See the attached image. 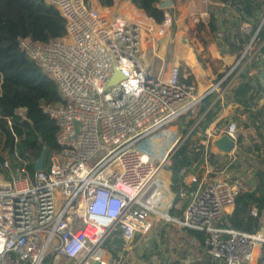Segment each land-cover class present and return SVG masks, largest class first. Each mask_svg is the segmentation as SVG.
Returning a JSON list of instances; mask_svg holds the SVG:
<instances>
[{
    "label": "built area",
    "instance_id": "obj_1",
    "mask_svg": "<svg viewBox=\"0 0 264 264\" xmlns=\"http://www.w3.org/2000/svg\"><path fill=\"white\" fill-rule=\"evenodd\" d=\"M45 1L65 18L64 35L47 43L24 37L19 45L59 90L61 102L42 106L57 125L59 149L52 152L47 166L44 162L32 173L26 171L25 161L13 168L0 152V264H119L103 247L104 240L119 230L129 245L135 235L151 230L153 212L179 227L203 231L205 252L212 259L222 264L249 263L254 250L264 244L263 231L222 225L243 190L241 181L225 173L208 179L191 194L181 214L171 217L158 212L153 201H161L164 189L168 190L170 182L162 172L173 151L162 161L150 159L142 145L207 94L216 90L223 101L230 82L245 65L251 76L262 69V55L255 61L254 56L262 44L255 40L264 15L257 26L251 18L240 21V34L249 36L243 51L199 96L188 70L180 65L167 68L165 37L174 23L170 10L164 8L157 23L134 4L130 15L113 5L95 6L92 0ZM163 39L167 45L161 55L156 54V43ZM148 49L160 60L156 73L155 62H143ZM114 70L124 77L109 84ZM17 113L24 116L25 108ZM242 129L233 122L209 126L203 131L204 145L227 134L235 149ZM249 213L256 216L257 209L251 207Z\"/></svg>",
    "mask_w": 264,
    "mask_h": 264
},
{
    "label": "trees",
    "instance_id": "obj_2",
    "mask_svg": "<svg viewBox=\"0 0 264 264\" xmlns=\"http://www.w3.org/2000/svg\"><path fill=\"white\" fill-rule=\"evenodd\" d=\"M98 1L102 6H111L115 0ZM131 1L134 5L141 6L149 17L160 23L164 10L172 11L175 0H171L172 5L165 9L159 7L163 0ZM211 1L217 4L208 6L207 23L205 25L199 22L198 29L202 30L206 27V31L212 38L218 39L217 44L223 56L230 55L236 60L249 39L248 35L240 34V21L251 18L253 25L257 26L264 15V0ZM133 10L135 11L134 8ZM65 25L66 20L58 9L45 0H0V152L5 153V156L10 159L13 168L21 166L22 161H25V169L29 173L34 171L33 161L39 159L43 150H46V160H49L52 152L59 149L56 141L57 125L49 114L43 111L42 106L59 103L61 97L55 81L20 47L19 39L28 37L35 42L47 43L63 36ZM217 31L221 32V37L215 35ZM236 39L238 42L235 41ZM255 42L257 45L262 44L254 56V61L264 54V22L259 28ZM242 63L243 60L223 83L233 76ZM246 66L248 65L241 68L230 82L225 99L241 104L247 112H250L253 123L261 133L264 130V108L253 112L252 107L257 104L264 92V84L261 80L263 69H259L257 74L251 76L249 70L245 69ZM261 66L264 67V59ZM222 75L223 73L219 74L218 79ZM214 97L215 93L211 92L201 99L202 105L196 117H189L190 113L179 117L185 122L183 135L188 131L189 133L171 154L170 165L166 168L170 173L169 189L172 194L179 195L186 191L190 195L196 190L199 179L187 185L184 175L193 172L199 164L203 163L204 145L193 141L191 137L198 128L203 131L215 119L220 100L217 99L211 105ZM18 108H25L24 116L17 113ZM242 130L249 131L250 127L243 124ZM242 138L243 133L239 135L237 142H240ZM207 158L210 165L219 169V165L226 162L227 154H208ZM1 160H3L2 157ZM260 164L264 165L261 162ZM255 179L256 183L252 189H243L238 192L233 210L223 217V226L248 232L259 229L264 209V166L256 167ZM251 207L257 209L256 216L249 213ZM168 214L171 217L179 216L181 209L178 211L171 207ZM262 226L264 233V224ZM181 228L202 246L203 260L200 263L217 264V261L205 252V233L188 227ZM164 233L163 228L157 235L158 240L152 239L150 250L140 255V259L145 261L143 262L145 264H151L153 258L159 259L158 264H186L180 260L184 255L177 259L165 257L162 250V245L165 244ZM124 245L119 230H116L115 235L104 242L103 247L119 259ZM260 249L263 255L259 257L257 264H264V244Z\"/></svg>",
    "mask_w": 264,
    "mask_h": 264
},
{
    "label": "rangeland",
    "instance_id": "obj_3",
    "mask_svg": "<svg viewBox=\"0 0 264 264\" xmlns=\"http://www.w3.org/2000/svg\"><path fill=\"white\" fill-rule=\"evenodd\" d=\"M206 0H175L172 6V13L174 15V27L170 29L169 35H166L165 39H167V43H169L170 39L173 38L172 44L169 48V50L176 51L175 50V43L178 44L181 40V37L184 36V41L182 43V49L180 50L181 53H185V51L188 48V44H190L197 54L198 60H199V42H204L205 38L203 35H199V8H201L202 3H205ZM185 17L184 21L182 22V19ZM182 31L183 33H181ZM177 32V33H176ZM216 33H221L220 31H217ZM217 37H221V35L216 34ZM182 34V35H181ZM218 41V39H217ZM167 44H164V39L161 41H158L156 43V54H162L163 50L162 47ZM164 48V47H163ZM205 50L208 51L204 55L203 59H207V57H211L209 54L210 51L208 50V47H205ZM142 51H139V55L142 54ZM145 53V52H144ZM209 54V55H207ZM146 58H143V62L149 64L150 61L155 62V71L156 73L158 67L160 66V60L157 57H152L151 50L148 49L145 53ZM262 59H264V54L262 55ZM199 102L195 104V106L188 110L186 113H190L189 117H196L199 115ZM240 123V122H239ZM173 127V130L176 132V135H178V141L171 147V149H168L167 157L170 155V153L175 149L177 145L181 143V140L186 137V135L189 133V131L183 135V131L185 129V122L181 118L175 119L169 126L165 127L169 128ZM244 131L242 130V133ZM160 133V131H158ZM157 133V134H158ZM191 139L195 142L199 143L200 140H204L203 132L200 128L196 130L194 135L191 137ZM204 142V141H203ZM209 144V145H208ZM208 147L211 148V143H208ZM256 144V145H255ZM150 142L145 143L142 147L143 150L150 152ZM50 160V159H49ZM49 160L47 159L45 161V166L48 165ZM264 163V138L257 137L253 138L250 133L245 132L243 133V138L240 142H237L236 148L228 154V158H226V162L224 164L219 165V170H222L227 176L231 179H237L241 181L243 189H252L256 183L255 179V170L256 167H263ZM163 177L165 180L169 181V172L164 167L163 168ZM170 182V181H169ZM157 183H159L160 186L163 185V180L159 179L157 180ZM192 183V182H191ZM167 194L164 195L161 199L163 201V204L156 209L158 212L161 213H168L169 209L171 207H174L178 211L182 208V206L187 202L190 195L184 192L183 196L172 194L169 185H168ZM165 191V189H164ZM166 192V191H165ZM164 193V192H163ZM261 219H264V210L261 215ZM176 217V216H175ZM153 226L151 230L144 234L139 236H134L132 242L129 245H124V249L120 252L119 256V264H145L143 260L140 259V255H142L144 252H147L151 248L152 239L158 240L159 231L164 228V241L165 244L162 245V250L164 251V247L168 249V255L170 257H178L179 255H184L185 253H188V255L191 256H198V260H196L199 263V256L202 260V254L199 252V250L194 249V245L190 243L188 239L185 238V233L183 230L178 228L179 226L175 224L172 220L166 221L164 218L159 217L158 213H151L150 216ZM116 233V230L112 231L110 235L106 237L104 242L108 241L109 238L114 236ZM176 251L178 253H176ZM261 255L262 252H261ZM63 260V259H62ZM153 260H155L153 258Z\"/></svg>",
    "mask_w": 264,
    "mask_h": 264
},
{
    "label": "crops",
    "instance_id": "obj_4",
    "mask_svg": "<svg viewBox=\"0 0 264 264\" xmlns=\"http://www.w3.org/2000/svg\"><path fill=\"white\" fill-rule=\"evenodd\" d=\"M92 1H93V3L100 4L98 0H92ZM210 4H217V3H213L211 0H206L205 3L200 4L201 8H199V22H203L205 25H206L207 19H208L207 18L208 13L206 11H207L208 6ZM133 6L134 5H133L131 0H115V2L113 4V7L117 8L118 10H121L123 12H129L130 15H134ZM206 15H207V17H206ZM184 19H185V17L182 19V22L184 21ZM205 28H203L202 30H199V35L201 34L205 38L204 42H199V60H198L197 54L195 53L194 50H192L193 47L190 44H188L189 49H187L185 51V53L180 52V50L182 49V43L184 41V39H183L184 36L181 37V40L179 41L178 44L176 43V41H174V43H175L174 47H175L176 51L171 52L169 50V48L172 44V41L174 40L173 38L170 39L169 46H168V54H169V60L170 61H169L167 68L170 65H180L181 69L188 70L191 73L192 79L195 81V83L197 85V95H199V96L203 95L204 92L210 88V85L212 83H215V81H217L219 74L223 73V75H224V73L228 69H230V67L235 62L234 61L235 59L233 56H230V55L223 56V54L221 53L222 50L217 44V38H216V40L214 38H212V36L206 31ZM180 32L183 33L182 31H180ZM205 47H208V50L210 51L209 54L211 55V57L209 56V57H207V59H203L206 52L208 53V51L205 50ZM209 54H207V55H209ZM227 67H228V69H227ZM262 69H263L262 71H264V67ZM213 93H215V97L212 100L211 105L217 99H219V98H217V96L219 95V92H217L215 90ZM227 93L228 92H226L222 96L224 98V100L220 101L219 106H218L217 115H216L215 119L213 120V122L211 124H209V126H214L216 124L225 125L227 123L233 122V123H235V126L237 128L240 126L243 127V124H246L250 127V130L249 131L244 130L243 133L249 132L253 138H257V137L264 138V130L261 131V133H259L258 129L256 128L255 124L252 121V117L250 115V112H247V110H245V108L237 102L226 101L225 98L227 96L226 95ZM201 105H202V102L200 101L199 107H201ZM262 107L264 108V92L262 93V95L258 99L257 104L254 107H252V110H253V112H255L257 109L262 108ZM169 128H173V127H169ZM175 134H176V132H175ZM241 134H242V132H241ZM203 136H204V134H203ZM150 138H149V142H150ZM177 139H178V135H176L174 143L177 141ZM203 141H204L203 139L202 140L199 139V143H201L202 145H204ZM174 143L172 144V146L174 145ZM150 147H151V143H150ZM204 149L208 150V154H212L211 153L212 147L209 148L208 146L204 145ZM150 152H151L150 153L151 157L154 159V154L152 152V149L150 150ZM167 152H168V149H167L166 153ZM164 155H162L161 159L163 158ZM227 158H228V154H227ZM161 159H158V160H161ZM223 173L224 172L222 170L215 169L214 166L210 165L208 163L207 156L204 155L203 163L199 164V167H197L193 172L186 173L184 175V181L187 185H190L191 182H194L196 179H199L197 187H196V189H197L203 183H205L208 179L217 178L220 175H222ZM169 175H170V173H169ZM166 194H167V191L164 192V195H166ZM191 194H190V196H191ZM230 212H228V213H230ZM263 224H264V219H261L260 226H259L258 230L262 231V228H263L262 225ZM178 228H180V227H178ZM185 238L190 241L192 246L194 245V249L199 250V252L202 254V246L198 245V243L194 240V238L192 236L186 234ZM176 253H178V252L176 251ZM168 254H169L168 249L165 246L164 247L165 257L169 256ZM180 256L181 255H179L178 257H180ZM260 256H261V249L257 248V255H256L255 260L253 262L247 263V264H257ZM178 257H176V256L171 257V259H174V258L177 259ZM154 259L155 260H153L151 264H158L159 259H157V258H154ZM180 260L184 261V263H186V264L194 263V262H197L196 260H198V256L197 255L191 256V255H188V253H185V256L182 257ZM202 260L199 256V264H201L200 262ZM217 264H222V263L217 261Z\"/></svg>",
    "mask_w": 264,
    "mask_h": 264
},
{
    "label": "water",
    "instance_id": "obj_5",
    "mask_svg": "<svg viewBox=\"0 0 264 264\" xmlns=\"http://www.w3.org/2000/svg\"><path fill=\"white\" fill-rule=\"evenodd\" d=\"M171 5H172L171 0H163L159 4V7L168 8ZM123 77L124 76L120 71L114 70L113 75L109 81V84H115L118 80H120ZM261 78L264 79V71H262L261 73ZM211 147H212L211 149L212 154H216V153L230 154L235 147V141L231 139L227 134H221L220 136L212 139ZM45 161H46V150H43L39 159L33 161L34 169H42ZM94 264H97V262H94Z\"/></svg>",
    "mask_w": 264,
    "mask_h": 264
},
{
    "label": "bare ground",
    "instance_id": "obj_6",
    "mask_svg": "<svg viewBox=\"0 0 264 264\" xmlns=\"http://www.w3.org/2000/svg\"><path fill=\"white\" fill-rule=\"evenodd\" d=\"M93 4L95 6H97V3H93ZM175 137H176V134H175V131L173 130V128L163 129L160 131V133L151 136L150 143H151L152 152L154 154V159H161L162 155H164L166 153L167 149H169L172 146V144L174 143ZM148 142H149V140H147L145 143H148ZM143 145H142V147H143ZM142 151L145 152V156L147 158H150V159L152 158L150 153H148L147 151H145L143 149H142ZM166 154L163 156L161 161L165 159ZM155 192H157V190ZM153 202H155V204H157V206H159V207L163 204V201H160L159 199H156V198ZM256 255H257V249L254 250L252 259L249 263H251L255 260Z\"/></svg>",
    "mask_w": 264,
    "mask_h": 264
}]
</instances>
